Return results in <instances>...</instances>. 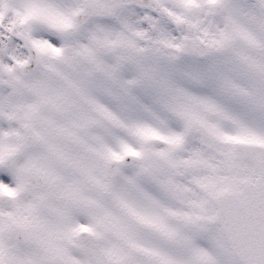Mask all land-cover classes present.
<instances>
[{
	"label": "snow or ice",
	"instance_id": "obj_1",
	"mask_svg": "<svg viewBox=\"0 0 264 264\" xmlns=\"http://www.w3.org/2000/svg\"><path fill=\"white\" fill-rule=\"evenodd\" d=\"M0 264H264V0H0Z\"/></svg>",
	"mask_w": 264,
	"mask_h": 264
}]
</instances>
